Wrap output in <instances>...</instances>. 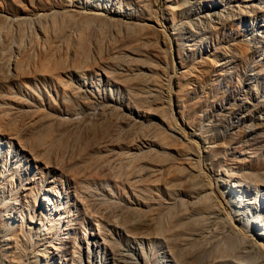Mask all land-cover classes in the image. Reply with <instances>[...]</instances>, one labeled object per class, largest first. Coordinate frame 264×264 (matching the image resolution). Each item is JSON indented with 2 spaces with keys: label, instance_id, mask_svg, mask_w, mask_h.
Segmentation results:
<instances>
[{
  "label": "bare ground",
  "instance_id": "1",
  "mask_svg": "<svg viewBox=\"0 0 264 264\" xmlns=\"http://www.w3.org/2000/svg\"><path fill=\"white\" fill-rule=\"evenodd\" d=\"M211 1L222 9L194 0L200 20L237 19L234 6ZM175 6L166 0L151 11L147 0H78L36 13L47 52L42 71L58 82L66 104L55 113L30 109H40L31 123L47 126L43 150L25 158L27 170H51L40 199L35 180L21 183L16 155L0 165V264H149L143 243L150 239L165 247L169 259L161 264H264V108L235 116L250 121L245 139L227 142L224 133L226 144L210 141L208 131L192 127L174 88L173 45L184 50L186 37L169 31ZM105 12L113 15L108 27L97 23ZM255 18L254 50L264 60V13ZM153 35L171 58L167 87L148 58ZM58 50L63 62L53 64ZM230 54L229 67L241 61ZM254 86L239 90L253 94ZM102 89L109 94L100 97ZM228 108L220 104L221 113ZM215 113L219 124L225 114Z\"/></svg>",
  "mask_w": 264,
  "mask_h": 264
},
{
  "label": "rangeland",
  "instance_id": "2",
  "mask_svg": "<svg viewBox=\"0 0 264 264\" xmlns=\"http://www.w3.org/2000/svg\"><path fill=\"white\" fill-rule=\"evenodd\" d=\"M77 1L0 0V165L4 162L6 164L13 163L14 155H16L22 161L21 169H19L21 183L35 180L33 187L35 194L38 195L37 200L40 199L43 184L51 178V170L47 168L27 170L28 164L25 158L29 155L28 150H43L42 146L46 144L44 136L47 126L46 128L34 126L31 123L34 116L33 112L42 109V112L55 113L59 111L61 106H64V103L66 104V101L62 96V88L55 78L47 76L42 71L41 63L47 52L43 49V41L38 39L40 38L38 33L41 23L36 13L41 10L68 8ZM81 1L84 2L85 0ZM164 1L166 0H147V5L153 11L156 4L161 7ZM172 1L176 5L170 10L173 13L174 24L172 25V19L169 22L165 20V27L168 28L172 25L169 27V31L171 34H175V37L186 36L184 37V50L173 45L174 58L179 70L174 79L176 82L174 88L179 91V108L193 128L199 131L205 129L204 133L208 131L210 141L216 140V142L226 144V141H234L238 138V140L245 139V130L248 128H246V124L250 121L237 123L235 116L239 113L244 114L245 111L250 112L256 106L264 108V60H258V52L254 50L253 42V33L256 28L255 16L264 13V0H224L225 3L238 9L239 14L235 15L237 19L230 20V17L229 20L222 21L224 25L211 22L214 27H211L212 25L206 20H200L192 10L194 0H189L186 6L182 5L185 0ZM214 9L221 10L222 6L213 4L209 0V10ZM104 16L106 19L102 21ZM21 17L25 18L20 19ZM112 17L111 13L105 12L101 19L102 22L99 20L97 23H103L102 25L108 27L109 19ZM192 23H194L193 27ZM94 32L93 30V35ZM188 38L194 40H188ZM151 40L152 42H149L148 45V58L157 67V72L154 75L158 83L160 82V85L167 87V75L171 70L170 55L167 50L161 47L162 43L158 42L155 35L152 36ZM47 44H53V42L48 41ZM19 45L24 49L22 48L23 50H20L18 54L16 49ZM61 52L58 50L53 53V64L63 62L64 54ZM229 54L234 55V58L239 57L241 61L237 65H230L231 67H229L224 63L230 60ZM60 73L63 75L66 71L61 69ZM72 77L77 78V73H74ZM215 77H218L219 81L212 83ZM251 81L255 85L253 87L255 93L252 94L251 91L244 93L239 90ZM97 94L101 97L109 94V91L105 90L104 93L102 89ZM220 102L229 107L224 113L220 112L222 110L220 109ZM32 108L40 109L32 111L30 110ZM215 112L225 114L223 118L226 120L222 121L224 123L218 124L216 122L213 116L216 114ZM63 127L71 129V126ZM212 127L216 128L211 130ZM228 130L229 132H227ZM57 131L53 132L55 136ZM233 131L238 135H235ZM216 134H218L217 137ZM226 138L228 139L226 140ZM174 143L175 141L172 143L173 147L180 146V144L174 146ZM262 148L264 150V146ZM42 171H44L43 176ZM33 175L35 176L34 179L31 178ZM152 241L153 239H150L143 243L145 252L150 256L148 263L161 264L164 260L168 262L169 257L165 247L158 240L155 241L156 243L154 241L152 243ZM155 244L156 246H154ZM159 249L160 251H158ZM156 251L158 253L157 258L154 256Z\"/></svg>",
  "mask_w": 264,
  "mask_h": 264
}]
</instances>
